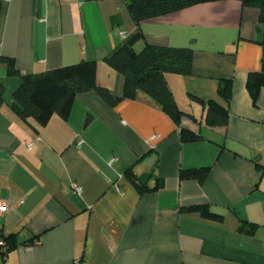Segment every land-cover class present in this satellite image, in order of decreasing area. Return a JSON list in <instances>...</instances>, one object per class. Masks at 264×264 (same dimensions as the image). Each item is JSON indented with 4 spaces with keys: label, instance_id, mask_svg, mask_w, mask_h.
I'll use <instances>...</instances> for the list:
<instances>
[{
    "label": "crops",
    "instance_id": "obj_1",
    "mask_svg": "<svg viewBox=\"0 0 264 264\" xmlns=\"http://www.w3.org/2000/svg\"><path fill=\"white\" fill-rule=\"evenodd\" d=\"M257 19L256 9L224 0L139 23L137 51L192 49L190 75L165 74L188 114L179 124L145 93L110 107L87 91L66 120L37 126L11 110L20 78L0 65V233L15 239L0 264H264V88L255 104L245 88L261 65ZM135 29L126 0H0V55L21 73L93 60L97 84L114 95L123 77L103 57ZM221 80L231 81L226 104ZM208 101L226 106L225 126L205 123ZM181 128L200 139L181 142ZM201 167L202 183L179 178ZM128 169L149 175L147 189Z\"/></svg>",
    "mask_w": 264,
    "mask_h": 264
},
{
    "label": "trees",
    "instance_id": "obj_2",
    "mask_svg": "<svg viewBox=\"0 0 264 264\" xmlns=\"http://www.w3.org/2000/svg\"><path fill=\"white\" fill-rule=\"evenodd\" d=\"M224 0H126L127 10L136 25L135 31L120 44L112 47L103 57L104 62L123 77L121 95H114L106 87L96 81V62L81 59L78 62L39 73H21L15 66L13 57L0 55V65L6 67L9 76L20 78L18 86L11 93V110L22 120H32L37 126H45L53 115L66 120L69 116L75 97L87 91H94L108 106L115 107L123 99H134L138 92L145 93L171 119L179 124L183 113L177 107L172 93L165 81V74L173 73L188 76L191 73L193 52L189 47L156 46L145 44L139 51L135 44L141 40L139 23L148 19L177 12L188 7ZM243 7L258 11L257 29L261 32L258 43L261 46L260 69L250 71L246 75L245 88L256 103L258 92L264 88V0H236ZM5 86L0 82V105L3 102ZM231 93V81L221 80L217 94L226 104ZM226 106L215 101H208L205 107V123L211 127H223L227 123ZM200 136L181 128V142H195ZM209 168L181 169L180 179L196 180L202 183L208 175ZM125 176L139 190L147 189L145 179L136 177L132 169ZM156 188V186H155ZM189 210L201 212L212 220H220L221 216L207 212L205 205H193ZM240 231L253 233L254 228ZM0 254L4 255L14 247L13 235L3 236L0 233Z\"/></svg>",
    "mask_w": 264,
    "mask_h": 264
},
{
    "label": "built area",
    "instance_id": "obj_3",
    "mask_svg": "<svg viewBox=\"0 0 264 264\" xmlns=\"http://www.w3.org/2000/svg\"><path fill=\"white\" fill-rule=\"evenodd\" d=\"M74 190H75V192H80V188L78 187V186H75L74 187ZM5 211V205L2 203V204H0V215H2V213ZM2 243V241L0 240V244ZM74 264H82V263H80V262H76V263H74Z\"/></svg>",
    "mask_w": 264,
    "mask_h": 264
}]
</instances>
